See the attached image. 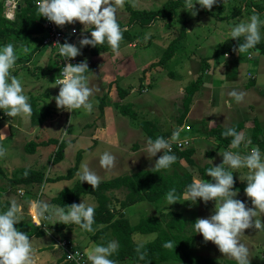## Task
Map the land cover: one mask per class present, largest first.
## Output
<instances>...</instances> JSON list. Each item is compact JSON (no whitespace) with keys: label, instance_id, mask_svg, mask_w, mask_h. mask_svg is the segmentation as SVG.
Masks as SVG:
<instances>
[{"label":"rangeland","instance_id":"1","mask_svg":"<svg viewBox=\"0 0 264 264\" xmlns=\"http://www.w3.org/2000/svg\"><path fill=\"white\" fill-rule=\"evenodd\" d=\"M1 1L4 16L9 21L15 20L19 9L26 6L25 0ZM166 1L168 0H122L121 6L117 9V22H120L124 29L129 28L130 40L120 42L118 54H113L108 46L106 51L91 55L90 49L98 48V45L95 47L86 45L73 58L76 64L81 61L87 63L89 71H86L85 75L88 86L93 89L89 97L93 105L91 111L78 109L69 112L56 108L55 101L51 97L57 94L59 88L55 84V81L59 79V59L54 58L52 49L42 46L44 48H40L39 53L36 54L35 46L38 41L25 43L18 48L14 47L17 60L10 69L11 75L21 82L23 93L28 97L29 103L34 100L38 107L47 106L51 110L44 124L37 127L31 126L30 117H7L0 112L3 115L0 120V149L3 150V155L0 156V168L3 171L0 173V188L4 192L0 195V202L9 204L14 201L17 204L18 216L21 220L17 223L19 231L29 235L32 244L31 264H62L61 258L65 253L67 258L65 257L64 262L73 257L75 264H87V252L92 246L106 244L115 238L111 231H108L101 238L94 240V234L103 226L93 227V232H84L78 226L73 227L74 229H59L58 231L55 229L56 224L51 225L50 221L35 216L29 206V201L40 199L50 203L52 197L65 188L73 187L79 179L76 173L71 180L48 181L42 185L35 184L25 187L13 185L11 180L18 178L23 168L43 171L46 178L55 179L67 174L68 170L77 164V157L80 153L78 170L82 163L87 164L89 169L100 177V180H110L121 175L151 169L152 162L160 153L150 158L143 151L144 141L149 136L144 129L138 127L142 122L152 123L153 125H149L148 128L155 126L158 133L162 135L171 136L172 131L178 129L177 139L192 140L191 146L186 149L193 152L190 157L192 162L188 163L185 159L177 160L167 172L183 174L190 171L197 181H201L199 171L207 163L214 166L221 163L218 160L222 161V157L218 155L219 151H238L244 155L251 147L256 146L264 155V145L252 143L251 132L254 124L251 121L252 118L249 117L250 105L252 110L255 106V110L260 111V120L264 118V105L262 104L264 86L256 87L257 92L249 94L251 98L246 106H241L235 113L236 106L233 108V114L226 113L225 115H222V112L227 110L224 102L231 100L226 91L234 87L219 88L221 87L220 81H226L231 72L232 66L229 62H237V59L243 57L247 59L248 55L250 58L251 54L256 55L259 52L247 50L233 57L230 55L215 56V50L230 38L228 33L233 23L238 20L247 21L253 13L259 14V18L264 19V0H217V3L208 10L195 5L197 11L195 16L180 6L170 20H157L143 28L138 25L126 26L132 10H161ZM68 25L71 27V33L67 34L70 37L68 43L79 48V39L82 35L88 36L89 33L84 30L82 24L75 21L72 24L65 23L63 26L66 30ZM183 31L185 35L179 41L173 58L166 63V66L163 68L150 67L152 63L159 62L172 41L178 38ZM259 31L260 41H263L264 25ZM38 38L42 41L43 36ZM138 53L142 54L140 65L137 64L134 67L128 56ZM148 55L151 59L145 62L143 57ZM212 72H215V75H221L219 79L216 76L214 83L215 88H219L220 91L212 88V84L209 83ZM260 77H257L256 85L263 84L264 80H260L262 78ZM241 78L243 80L240 79V84L243 86L249 80L246 69ZM194 81L201 83V86L192 98L193 105L191 104L188 114L191 117L187 115L180 124L179 118L184 111L182 99L185 95V88ZM243 91L245 92L244 97H248L246 87ZM121 92H125L124 98L121 97ZM218 92L221 93L220 102L218 99V104L221 106L216 108L213 107L212 97L217 96ZM257 101H259L258 104ZM127 105L134 112L133 116L122 114L121 107ZM244 119H250L249 122L246 121L249 131L243 132L250 140L247 147L242 144L237 149H230L229 146H224L215 136L209 134L210 129L216 128L217 125L222 128L232 127L233 124ZM187 126L191 127L190 131L185 130ZM262 128L264 129V120ZM52 139L58 140L59 143L63 141L68 143L64 151V159L57 164H52V159L58 145L52 143L42 145ZM30 141L41 144L32 154L26 153L24 148ZM104 151L110 152L114 157L111 168L99 166V155ZM232 171L240 176L247 170ZM235 178L239 182H244L240 181L238 176ZM126 193L125 189H121L110 191L107 195L110 198L111 210L120 212V214L124 213L131 225L139 223L142 218L160 217L167 212L179 213L188 220H196L207 217L214 208V201L204 203L197 198L196 203L192 204L191 201H185L183 197L172 205H168L163 199L159 203L140 202L121 209L120 202L125 199ZM235 198L246 201V207H251L250 200L245 194L237 192ZM81 202L93 208L98 206L97 200L91 195L82 196L79 200V203ZM261 222L264 224V216H261ZM186 228L188 235L194 237L188 249L191 256L214 258L222 264H228L230 260L234 261L220 253L212 242H205L200 234L193 233L190 224ZM36 230L44 232L42 237L36 235ZM68 233H72L73 238ZM242 234L239 240L249 249V264H264V232L245 229ZM155 236L135 233L133 240L137 244H144L154 240ZM67 240H70L72 246ZM115 264L132 263L129 260Z\"/></svg>","mask_w":264,"mask_h":264},{"label":"clouds","instance_id":"2","mask_svg":"<svg viewBox=\"0 0 264 264\" xmlns=\"http://www.w3.org/2000/svg\"><path fill=\"white\" fill-rule=\"evenodd\" d=\"M217 0H183L182 9L192 16L197 14L195 5L205 10L210 9ZM122 0H36V13L57 26L65 23L72 24L78 21L88 31V36L79 39V48L65 41L63 44L54 43L57 46L53 55H58L67 61L76 57L84 46L95 47L107 44L113 54H118L119 44L122 40V30L117 23V9ZM264 25V19L259 14L253 13L247 21L238 20L230 26L229 37L237 41L234 49L238 54L246 52L257 45L261 40L260 27ZM75 31V29H73ZM52 45V47H53ZM52 47H48L51 49ZM17 56L12 43L0 44V112L7 117L31 116L32 108L28 97L24 95L21 82L13 75V68ZM88 70L86 61L77 64L65 63L60 69L59 79L55 84L59 86L58 92L51 97L55 101L57 109L92 110V102L89 97L93 89L88 86ZM227 87V84L225 85ZM227 96L235 103L242 101L244 93L232 88ZM225 105L231 107L226 100ZM179 130H173L169 138L157 136L155 139L147 137L144 141V149L148 157L160 155L152 162V168L167 170L176 161V156L171 152L170 142L177 140ZM222 137H231L229 148L237 149L242 144L244 147L250 143L243 132L235 127H226L221 131ZM3 150L0 149V156ZM222 157L220 164L204 169V174L210 177L209 181L192 182L184 186L182 195L185 201L195 204L197 198L201 202L214 201L212 212L205 218H197L191 223L193 233L202 236L205 242H212L220 253L235 261V264H249V249L241 243L239 237L243 230L254 229L256 232H264V224L261 216H264V155L258 147H251L247 154L242 155L238 151H219ZM151 161V159H149ZM99 166L111 168L114 163L113 155L104 151L99 155ZM235 169H246L243 178L245 182L243 192L250 200L251 207H246V201L236 199L237 192L233 189V173ZM27 175V173H25ZM78 179L86 182L91 188H95L100 182V177L89 169L87 164H81L77 172ZM179 199L176 188H170L165 196V203L172 205ZM30 208L35 216L50 221L53 224L78 226L84 232H93L92 206H86L83 202L65 207L52 205L40 199L29 201ZM19 208L12 201L7 208L0 211V264H31L32 244L28 235L19 231L14 224L20 220ZM155 234H153L154 236ZM163 247H173L171 241H166ZM118 249L115 240L106 244L92 246L87 252V264H115L109 257ZM143 259V256L140 257Z\"/></svg>","mask_w":264,"mask_h":264},{"label":"trees","instance_id":"3","mask_svg":"<svg viewBox=\"0 0 264 264\" xmlns=\"http://www.w3.org/2000/svg\"><path fill=\"white\" fill-rule=\"evenodd\" d=\"M36 0H25V7L20 8L16 14V18L13 21H9L4 16L3 3L0 0V44L12 43L14 47L18 48L25 43L31 41H38L37 46H35V52H37L41 46L42 42L38 37H42L45 33L43 25V17H39L36 13ZM183 0H168L164 4L161 10L156 11H145V10H132L130 12L129 22L126 26L146 27L147 25L157 21V20H170L177 8L182 6ZM122 30V40H130L131 34L128 29H124L120 22H117ZM16 33V34H15ZM185 35V31L172 41L167 50L163 53L162 58L159 62L152 63L150 67H165L166 63L170 61L177 50L179 41ZM18 36V37H17ZM237 47V41L228 38L222 45H220L215 50V56L219 55H230L235 56L238 54L234 49ZM108 49L107 44H100L98 48L90 49L91 55H98L102 51ZM250 51H259L261 55H264V40L260 41L254 48L249 49ZM201 83L194 81L187 85L185 88V95L183 97V113L179 118V123L181 124L183 120L187 117L190 111V106L192 104L193 96L200 89ZM125 92H121V97ZM32 112L30 116V124L33 127L41 126L44 124L45 120L50 116L51 110L47 106L38 107L34 100L30 102ZM121 112L125 116H133L134 112L131 110L130 106H122ZM3 115L0 114V120ZM255 126L252 131V143L262 144L260 135L261 129L257 120L254 121ZM150 122L139 123L138 127L144 129L147 136L155 139L157 136L168 138L169 134H159L156 127L152 126L151 129L148 128ZM153 125V124H152ZM232 127H235L237 131L243 132L244 123L238 122ZM225 128L217 126L209 131L211 136H215L217 140L222 142L224 146H229L231 137H222L220 135L221 131ZM58 145L55 152V156L52 159V164H57L64 159V151L68 143L65 141L59 143L58 140L52 139L48 143H42V145L48 144ZM41 144L34 141H30L25 145V151L28 154L34 153ZM176 156V161L180 159H185L188 163H191V150H175L172 152ZM79 156L77 157V164L70 168L64 176H59L55 179L46 178V174L40 170H34L30 168H23L20 170V176L18 178L12 179V184L17 186H29L34 184H42L48 181H60V180H71L75 177L78 171ZM173 164V163H172ZM171 164V165H172ZM213 166L211 163H207L203 168L200 169L201 181H209L211 178L204 174V169ZM168 170V169H167ZM167 170L161 169H145L140 170L131 174L121 175L110 180H100L98 185L93 189L86 182H81L79 180L73 185V187L63 189L56 197L52 198L50 204L64 206H70L73 203L78 204L79 200L84 195L93 196L97 202L98 206L93 208V225L92 227L103 226L94 234L93 239L97 240L101 238L108 231H111L112 236L115 238L118 249L109 258L114 260L115 263L125 262L131 260L132 264H168V263H179V264H222L221 261L214 258H204L201 256H191L188 252L189 244L194 240L193 236H189L187 233V225L193 223L195 220H188L183 215L175 212L163 213L160 217H145L142 218L139 223L131 225L128 219L125 217L124 213L115 212L111 210L110 198L107 195L108 192L114 190H126L125 199L120 202V208L126 209L140 202L148 203H159L164 199L166 192L170 188H176L178 200L183 199V189L184 186L194 179L193 174L189 171L183 174L178 172L168 173ZM0 173H3L0 168ZM27 173V175H25ZM233 189L237 192H243L245 187V182H239L237 178L233 176ZM0 188V195L3 194ZM8 203L3 204L0 202V211L7 208ZM76 225H63L57 223L55 229L60 231L69 229ZM14 227L19 230L18 224H14ZM29 231V230H28ZM28 233V232H27ZM135 233L141 234H155L154 240L144 244H137L133 240V235ZM44 232L42 230H36V235L42 237ZM28 237H30L28 235ZM166 241H171L173 247L165 248L163 244ZM143 256V259L140 257ZM67 254L63 255L62 264H75L74 261L67 260L64 262ZM61 262V260H60ZM228 264H235L234 261H228Z\"/></svg>","mask_w":264,"mask_h":264},{"label":"crops","instance_id":"4","mask_svg":"<svg viewBox=\"0 0 264 264\" xmlns=\"http://www.w3.org/2000/svg\"><path fill=\"white\" fill-rule=\"evenodd\" d=\"M44 22V21H43ZM76 23H79L78 21H75ZM136 26V25H135ZM131 27V26H130ZM58 28H60L62 31H64V33H65V35H66V40L65 41H69V39H70V37L67 35V34H69V33H71V27H70V25H68L67 26V30L65 29V27L64 26H58ZM44 29H45V27H44ZM44 35H45V33H44ZM44 35H43V38H42V46H44L43 45V39H44ZM72 34H70V36H71ZM41 46V49H43L44 47L45 48H48V47H46V46H44V47H42ZM49 49V48H48ZM123 49H124V47H123ZM39 51L40 50H38L37 52L39 53ZM37 52H36V54H37ZM42 52V51H41ZM259 52V51H258ZM248 54V53H247ZM129 55V54H128ZM142 56V54H140V53H138V54H133V55H129L128 57H130L131 59H130V61L131 62H133V66L135 67V65H140V61H141V59H140V57ZM236 56H238V55H236ZM240 56V55H239ZM249 56V55H248ZM247 56V59L245 58V57H243V58H240L239 60L237 59V62L236 61H234V62H229V65L230 66H232V69H231V72H230V74H229V76H228V79L226 80V81H224V82H221L220 81V83H221V87H219V88H222L223 87V89H228L229 88V86H231V87H234L237 91H241V92H243L244 94H245V92L243 91V88L244 87H246L247 88V91H246V96H248V97H243V99H244V101H241V102H239V103H235V102H233V101H231V100H227L230 104H231V107H227L226 106V108H227V110H225L224 112H222V115H225L226 113L228 114V113H232L233 114V108L234 107H236V109H235V113L237 112V110L239 109V108H241V106H246L247 105V103L249 102V99L251 98L250 96H249V94L250 93H255V92H257V90H256V87H260V86H264V82H263V84L262 85H256V83H257V77L258 76H261L260 78V80H264V55H261L260 53H258V54H251V56H250V58ZM151 59V56H144L143 57V60H145V62H146V60H150ZM216 61V60H215ZM233 67H234V70H233ZM262 67V68H261ZM244 69H246V75H247V78L249 79L248 80V82L246 83V84H243V86H242V84H240V79L241 80H243L242 78H241V75L243 74V72H244ZM254 70V71H253ZM248 72H250V73H248ZM215 72H212L211 73V78H210V82L209 83H211L212 84V88H214L215 90L217 89L218 91H220L219 90V88H215V86H214V83H215V80L217 79L216 78V76H218V79H219V77H221V75H215L214 74ZM223 77V76H222ZM241 83H242V81H241ZM227 84V87L225 86ZM243 88H242V87ZM229 90H231V89H229ZM227 92H228V90L226 91V94H227ZM259 92H261L260 90H259ZM215 92H213V94H214ZM218 95L217 96H214V98L212 97V103H213V107H220L221 105H219L218 104V99H219V102H220V98H221V93L220 92H218L217 93ZM226 101V100H225ZM196 103H198V102H196ZM259 103V101H257V104ZM224 104H225V102H224ZM262 104L264 105V101H262ZM193 105V104H192ZM254 106V105H253ZM256 109V107L254 106V109L252 110L251 109V107H250V105H249V110H250V115H249V117L250 118H252V120L251 121H253V124H254V126H255V123H254V121L255 120H257L258 121V123H259V126H260V129H261V135H260V138H261V141H262V144L261 145H264V129L262 128V126H263V120H264V118H263V120L261 119L260 120V111H258V110H255ZM214 112H215V110H214ZM214 112H211V113H214ZM264 113V112H263ZM237 115H238V113H237ZM188 117H191L190 115H188ZM245 117H247V116H245ZM244 117V118H245ZM248 117V118H249ZM262 118V117H261ZM103 120V119H102ZM228 120V119H227ZM246 121H250V119H247V120H242V121H240V122H243L244 123V130H243V132L244 133H246V132H248L249 131V129H248V123H246ZM233 125H235V124H233ZM217 126H219V125H217ZM232 126V125H231ZM221 127V126H220ZM227 127V126H226ZM230 127V126H229ZM254 129V128H253ZM251 135H252V132H251ZM219 160V162H221V159H218ZM213 165V164H212ZM214 166V165H213ZM245 172V171H244ZM233 176H239L238 175V173L237 174H235V173H233ZM241 176V178H243V174L242 175H240ZM241 181V180H240ZM44 183H46V182H44ZM44 183H42V184H44ZM41 184V185H42ZM35 185V184H34ZM37 185H39V184H37ZM36 185V186H37ZM25 187V186H24ZM237 192V191H236ZM239 193H242V192H239ZM244 194V193H243ZM54 197H56V196H54ZM54 197H52V198H54ZM38 198H39V196H38ZM29 200H31V199H29ZM51 201V200H50ZM39 218V217H38ZM73 227H76V226H73ZM73 227H69V228H73ZM74 229V228H73ZM66 230H68V229H66ZM68 235L69 236H71V238H73V234L72 233H68ZM68 242H69V245H71V243H70V240H67ZM59 243V242H58ZM72 246V245H71Z\"/></svg>","mask_w":264,"mask_h":264},{"label":"built area","instance_id":"5","mask_svg":"<svg viewBox=\"0 0 264 264\" xmlns=\"http://www.w3.org/2000/svg\"><path fill=\"white\" fill-rule=\"evenodd\" d=\"M44 21V27H45V35L43 39V45L46 47H52L54 43H61L63 44L66 40V35L64 31H62L60 28H58L57 25H55L53 22H49L43 18ZM55 45L51 48L53 50V53L56 51ZM59 59V64H58V73H60V69L64 66L65 63H71V64H76V61L71 58L70 60H63L61 59L58 55H55L54 58ZM60 78V77H59ZM191 127L187 126L185 128L186 131H190ZM191 139L188 138H182V139H177L174 142H170L171 146V152H174L176 149L177 150H186L191 146ZM69 257H72L69 255ZM75 258H68V260L73 261Z\"/></svg>","mask_w":264,"mask_h":264}]
</instances>
